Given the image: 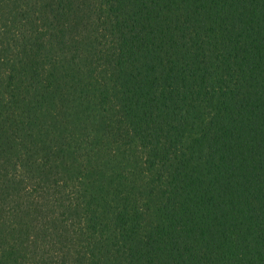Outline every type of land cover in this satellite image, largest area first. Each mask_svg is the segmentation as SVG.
<instances>
[{
	"label": "trees",
	"instance_id": "obj_1",
	"mask_svg": "<svg viewBox=\"0 0 264 264\" xmlns=\"http://www.w3.org/2000/svg\"><path fill=\"white\" fill-rule=\"evenodd\" d=\"M0 264H264V0H0Z\"/></svg>",
	"mask_w": 264,
	"mask_h": 264
}]
</instances>
